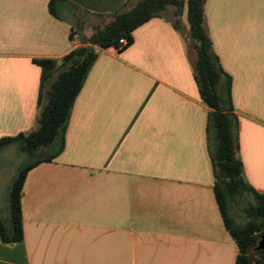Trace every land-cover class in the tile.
Instances as JSON below:
<instances>
[{
  "label": "crops",
  "instance_id": "1",
  "mask_svg": "<svg viewBox=\"0 0 264 264\" xmlns=\"http://www.w3.org/2000/svg\"><path fill=\"white\" fill-rule=\"evenodd\" d=\"M49 1L0 0V138L34 126L33 59H59L81 44ZM67 1L107 14L128 0ZM204 11L231 77L244 176L264 193V0H205ZM187 29L162 14L135 28L123 49L97 50L63 150L26 176L23 239L0 242V264H235L212 190L208 107Z\"/></svg>",
  "mask_w": 264,
  "mask_h": 264
},
{
  "label": "trees",
  "instance_id": "2",
  "mask_svg": "<svg viewBox=\"0 0 264 264\" xmlns=\"http://www.w3.org/2000/svg\"><path fill=\"white\" fill-rule=\"evenodd\" d=\"M205 0H128L120 9L107 14L90 13L67 0H50L49 12L60 20L76 19L70 26V39L81 37V44L59 59L40 58L33 62L40 67L37 114L32 129L15 136L0 138V152L11 144L28 155L8 192V219L0 218V242L11 244L23 239L21 194L28 172L41 163L52 162L64 147V135L74 100L96 57L97 50L116 48L125 38L132 41L135 28L154 17H161L168 7L175 8L180 19L186 14L187 42L194 54L193 75L202 102L208 107L206 144L213 172L212 190L224 226L237 247L235 264H264V252L255 243L264 232V193L257 192L245 179L239 153L238 120L231 98V77L221 67L206 26ZM92 14L103 20L90 25L85 33L84 19ZM125 46V47H126ZM123 49V48H122ZM121 50V49H118ZM50 150L46 153L44 150ZM240 205L246 218L234 224L229 211Z\"/></svg>",
  "mask_w": 264,
  "mask_h": 264
},
{
  "label": "rangeland",
  "instance_id": "3",
  "mask_svg": "<svg viewBox=\"0 0 264 264\" xmlns=\"http://www.w3.org/2000/svg\"><path fill=\"white\" fill-rule=\"evenodd\" d=\"M162 14L169 18L172 22L176 20L175 8L173 6L168 7ZM78 15L82 17L85 21L83 24V29L85 33L91 32L90 25L102 21V18L96 17L92 14H84L81 11ZM67 20L76 27V19L70 16H66ZM180 25L182 27L187 26L186 14L183 13L180 19ZM46 153L50 150L45 149ZM29 157L27 154L20 152L17 145L11 144L4 148L0 153V218L6 220L8 218V192L13 179L15 178L17 172L23 164L28 161ZM229 215L234 224L241 225L244 224L246 218L242 212V207L239 205H234L230 208ZM260 237V236H259ZM259 240V238H258ZM258 242V241H257ZM255 243V247L257 246ZM255 252H259L258 250Z\"/></svg>",
  "mask_w": 264,
  "mask_h": 264
},
{
  "label": "water",
  "instance_id": "4",
  "mask_svg": "<svg viewBox=\"0 0 264 264\" xmlns=\"http://www.w3.org/2000/svg\"><path fill=\"white\" fill-rule=\"evenodd\" d=\"M256 249L264 252V232L260 234Z\"/></svg>",
  "mask_w": 264,
  "mask_h": 264
},
{
  "label": "built area",
  "instance_id": "5",
  "mask_svg": "<svg viewBox=\"0 0 264 264\" xmlns=\"http://www.w3.org/2000/svg\"><path fill=\"white\" fill-rule=\"evenodd\" d=\"M127 44V40L125 38H121L119 40V45L117 47V49H121L122 47H124Z\"/></svg>",
  "mask_w": 264,
  "mask_h": 264
}]
</instances>
